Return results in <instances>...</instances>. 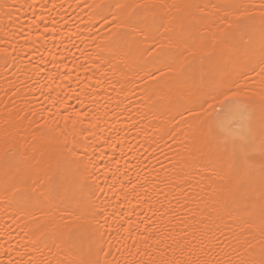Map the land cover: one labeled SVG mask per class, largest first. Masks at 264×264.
<instances>
[{
  "label": "snow or ice",
  "instance_id": "1",
  "mask_svg": "<svg viewBox=\"0 0 264 264\" xmlns=\"http://www.w3.org/2000/svg\"><path fill=\"white\" fill-rule=\"evenodd\" d=\"M88 7L104 28L102 63L144 85L161 132L172 125L184 133L182 183L196 180L205 210L235 225L225 246L236 259L213 255V247L223 252L220 243L209 246L204 241L211 238L195 230L179 240L169 235L171 243L157 238L156 247L166 249L159 260L127 259L133 254L116 246L113 231L127 235L135 255L151 257L156 225L138 213L118 220L106 202H97L104 189L94 134L85 125L95 113L90 105L77 110L49 96L50 108L21 110L16 123L0 127V207L5 215L15 210L12 221L23 225L32 252L44 243L48 255L36 261L27 251L12 257L4 248L10 258L0 264H264V0H102ZM43 19L35 21V41ZM22 33L5 34L0 60L6 67L15 61L16 49L8 48ZM118 172H111L109 190L119 185V193L135 192L137 185L125 189ZM102 175L106 180L108 170ZM110 219L113 227H105ZM11 226L5 222V235Z\"/></svg>",
  "mask_w": 264,
  "mask_h": 264
},
{
  "label": "bare ground",
  "instance_id": "2",
  "mask_svg": "<svg viewBox=\"0 0 264 264\" xmlns=\"http://www.w3.org/2000/svg\"><path fill=\"white\" fill-rule=\"evenodd\" d=\"M101 2L0 0V5H6L0 7V47L5 45L6 33L11 36L23 29L22 35L16 36L8 48L10 53L16 49L12 53L14 63L6 67L0 60V127L5 120L16 123L17 113L21 110L50 108L49 96L63 97L65 104L77 110H87L85 106L90 105L95 116L91 121H85V125L91 126L94 134L90 140L96 145L98 155L94 159L98 160L99 183L104 189L96 193L97 202H106L109 212L115 211L118 220L126 217L135 220L138 213L140 220L154 222L157 229V236L148 241L152 245L149 249L151 257L135 255L136 249L127 235L121 236L113 231L118 241H114L116 246L133 254L126 255V258L159 260L166 251L164 243H171L167 239L169 235L179 240L195 230L211 238L204 241L209 246L220 243L223 252L213 247V255L219 252V258H223L224 253H228L235 260L236 254L225 246L232 239L229 229L235 225L217 220L210 208L205 210L201 197L204 200L207 197L196 180L191 184L182 183L179 172L183 162L184 133L172 125L161 132V125L153 120L147 107L144 85L131 73L122 74L120 67L102 63L106 59L102 53L104 28L100 17L88 7ZM255 2L259 3V0ZM41 17L44 19L39 27L43 35L35 41L34 25ZM25 36L31 37L27 43L24 42ZM49 50L56 56H49ZM97 57L101 61L99 67ZM60 107L57 105L51 110L56 112ZM26 124L24 121L23 125ZM117 167V175L122 178L125 189L136 184L135 192L119 193L116 191L119 185L109 190L113 183L111 172H115ZM106 169L108 178L105 180L102 174ZM140 184L147 189L146 194ZM7 212L5 215V209L0 207V260L10 258L4 254V248L11 251L12 257L24 251L36 261L42 258V252L47 257L44 243L32 252L30 239L21 232L23 225L12 221L15 210L8 209ZM6 221L12 225L8 229L9 235L3 231ZM105 227H113L111 219ZM143 228L142 223L141 235ZM157 238L164 240L158 248L155 245Z\"/></svg>",
  "mask_w": 264,
  "mask_h": 264
}]
</instances>
